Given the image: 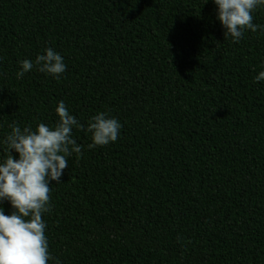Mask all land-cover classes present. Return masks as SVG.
<instances>
[{
    "label": "trees",
    "instance_id": "trees-1",
    "mask_svg": "<svg viewBox=\"0 0 264 264\" xmlns=\"http://www.w3.org/2000/svg\"><path fill=\"white\" fill-rule=\"evenodd\" d=\"M223 33L212 0H0V162L8 125H54L60 101L121 124L94 149L73 128L42 217L59 264H264V33ZM47 48L59 78H16Z\"/></svg>",
    "mask_w": 264,
    "mask_h": 264
},
{
    "label": "clouds",
    "instance_id": "clouds-1",
    "mask_svg": "<svg viewBox=\"0 0 264 264\" xmlns=\"http://www.w3.org/2000/svg\"><path fill=\"white\" fill-rule=\"evenodd\" d=\"M212 2L224 38L239 43L246 31L264 33V26L253 23V13L264 6V0ZM34 68L53 78L66 71L63 57L52 48L44 49L34 61H21L16 78L22 79ZM254 80H264V71ZM55 112L58 119L51 126L40 123L33 130L30 125L21 128L15 122L9 124L10 132L2 141L5 159L0 162V204L9 203L12 211L6 215L0 207V264H59L49 252L42 217L51 211L50 186L61 182L68 169L67 158L82 155V146L73 138V128L91 134L88 149L105 146L119 137L121 124L106 112L91 117L87 127L70 114L63 101Z\"/></svg>",
    "mask_w": 264,
    "mask_h": 264
}]
</instances>
